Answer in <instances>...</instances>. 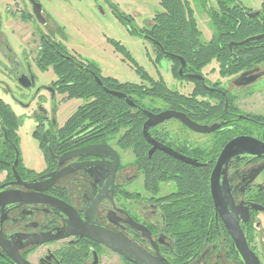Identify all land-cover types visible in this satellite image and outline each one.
<instances>
[{"label": "flooded vegetation", "instance_id": "1", "mask_svg": "<svg viewBox=\"0 0 264 264\" xmlns=\"http://www.w3.org/2000/svg\"><path fill=\"white\" fill-rule=\"evenodd\" d=\"M185 1L201 33L199 44L211 43L214 34L209 13L212 10H207V4L203 9L200 0ZM262 3L258 11L240 4L235 6L243 9L246 17L256 14L252 17L256 18L261 15ZM199 7L198 11L208 18L212 32L210 40L205 42L193 9ZM70 10L71 0H0V76L13 86L10 89L0 80V112L6 111L14 121L10 128L0 121V192L35 193L65 204L69 211V215H65L41 203L9 207L0 212L4 238L48 232L63 237L19 249L18 254L30 264H241L229 234L238 226L248 247L261 261L264 257L261 246L264 155L233 157L220 170L213 189L210 179L220 154L231 141L250 138L264 143V114L251 111L249 105L239 104L256 95L264 96V89H251L253 84L264 80V65L234 77L221 76L219 69V80L207 76L214 68L205 70L212 63L217 64L216 61L189 71L183 58L165 51L155 38L156 19L165 14L163 8L153 16L147 28L137 29L132 18L114 7L113 13L129 32L143 37L151 45L154 63L169 72L173 79L190 84L191 89L187 94L171 90L160 76L154 79L137 67L136 73L140 70L146 74L147 80L143 81L147 84L121 83L104 77L101 68L88 58L90 55L83 56L80 50L83 46L77 44L71 34ZM107 43L115 52L122 54L124 50L123 55L130 58L118 42L107 40ZM228 47L231 48V44ZM245 72L249 74L240 82L239 77ZM72 74L84 76L106 94L107 91L123 94L134 104L130 106L126 99H121L134 110L131 113L139 111L145 117L141 136L150 159L147 169L140 168L132 147L119 146L124 135L132 133L133 120L111 134L105 132L101 123L93 121H86L73 131L68 129L72 116L93 101L69 98L67 88L73 83L66 81ZM256 76V81L245 85V80ZM106 80L147 88L161 82L170 92L195 103L171 109L151 99L144 101L148 106L140 107L132 95L108 89ZM75 100L81 104L69 115L68 103ZM30 110L34 126L31 141L25 144L19 137L21 118L18 114ZM142 110L154 115L175 112L193 124L218 128L201 134L179 120L164 121L148 130L156 146L149 155L154 145L143 137L147 117ZM88 148H95L93 152L97 155H88L90 151H85ZM161 148L198 166L180 161ZM27 149L35 157L40 156L38 171L24 162ZM157 159L173 166L162 171L161 179L153 175ZM189 181L203 183L204 188L191 194L193 190L187 187ZM33 185L41 191L26 187ZM191 206L211 209L205 233L199 232L194 243L188 241L191 235L186 233L183 224L180 221L175 224L171 218L176 209ZM90 229L95 232L88 233ZM87 234L109 239L116 250L91 240L85 236ZM0 253V262L14 264L1 247Z\"/></svg>", "mask_w": 264, "mask_h": 264}, {"label": "trees", "instance_id": "2", "mask_svg": "<svg viewBox=\"0 0 264 264\" xmlns=\"http://www.w3.org/2000/svg\"><path fill=\"white\" fill-rule=\"evenodd\" d=\"M159 1L165 14L156 19L158 26L154 30L155 38L159 39L165 51L183 58L189 71L199 70L211 61H216L221 76L234 77L246 70L264 65V39L237 45L248 38L264 34V1L261 15L248 19L239 6L231 7L225 0H217V8L209 13L214 35L211 43L206 45L199 44L201 33L197 29L193 12L185 0ZM230 44L231 48L228 47ZM121 51L124 53V50ZM138 73L144 81L147 80L146 74L140 70ZM70 82L73 86L67 88L69 98L93 101L72 116L68 129L73 131L86 121H93L101 123L105 132L111 134L123 129L133 120L132 133L124 135L119 146L123 149L132 147L140 168L147 169L150 159L146 156L147 145L141 136V126L145 121L141 112L131 113L134 110L130 109L124 100L104 93L84 76L72 74L70 80L66 81V83ZM105 86L132 95L135 103L140 107H144L145 100L151 99L160 101L171 109L195 103L188 97L170 92L161 82L153 83L151 88H147L106 80ZM0 121L5 127L10 128L14 125L12 117L6 111L1 110ZM155 163L153 175L158 179L162 178L164 169L173 167L165 165L161 159L155 160ZM187 187L189 191L193 190L191 192L193 194L194 191H198L196 189L204 188V184L189 181ZM210 212L211 209L207 207L191 206L176 209L171 213V218L175 224L179 221L183 224L186 233L191 235L188 241L194 243L195 236L197 237L199 232L204 235V226L207 224ZM0 264L6 263L0 262Z\"/></svg>", "mask_w": 264, "mask_h": 264}, {"label": "rangeland", "instance_id": "3", "mask_svg": "<svg viewBox=\"0 0 264 264\" xmlns=\"http://www.w3.org/2000/svg\"><path fill=\"white\" fill-rule=\"evenodd\" d=\"M201 6L204 9L207 4V10L216 9V0H200ZM228 5L241 6L258 11L263 0H225ZM114 7L122 14L129 16L134 21L137 29L147 28L151 19L156 14L162 12L158 0H71V10L68 12V20L71 24V34L77 44L83 46L82 53L93 60L102 70L104 77H110L118 80L121 83L147 84L141 78V75L136 73L135 69L140 68L150 77L158 79L160 76L166 86L181 94L189 93L191 86L184 82L177 81L172 78L169 72L161 69L160 66L154 63V55L151 45L141 36L131 34L129 29L124 26L113 13ZM195 10V18L198 22V28L203 33L202 41L210 40L212 32L209 28L208 18ZM107 40L118 42L130 58H126L123 53L115 52L114 49L107 43ZM94 50L91 53L89 50ZM134 65V66H133ZM214 68L212 71H208ZM205 70L207 76L211 79L219 78L218 64L212 63ZM0 80L4 81L12 89V84L4 77L0 76ZM219 80V79H218ZM227 86V85H226ZM251 89H264V80H260L252 85ZM81 104V101H70L68 103L69 115L76 107ZM146 106L147 102H144ZM240 105H249L251 111L264 114V96H254L248 101L239 102ZM30 111H24L18 114L21 118V129L19 137L23 143L31 141V131L33 129L34 119ZM24 162L27 166L38 171V160L40 156L35 155L27 149L24 151ZM261 246L264 249V222L263 232L261 234ZM264 264V257L261 259Z\"/></svg>", "mask_w": 264, "mask_h": 264}, {"label": "water", "instance_id": "4", "mask_svg": "<svg viewBox=\"0 0 264 264\" xmlns=\"http://www.w3.org/2000/svg\"><path fill=\"white\" fill-rule=\"evenodd\" d=\"M256 16V14H252V15H247L248 18H252ZM264 38V34L263 35H257L251 38H248L247 40L237 44V45H244L248 42L251 41H257V40H261ZM180 61L182 62V67L184 66V62L182 61V59H180ZM249 74V72H245L243 73L240 77H239V81L242 82L244 81L245 77ZM261 76V75H259ZM195 78H199V77H195ZM258 78V76L251 78L250 80H245V85L251 84L254 81H256V79ZM98 84L101 86V82H99L97 80ZM108 94L115 96L117 98L120 99H126V102L128 103V105L130 106H134V104L127 100V98L120 93H116V92H109L107 91ZM143 114L147 117V121L145 122L144 126H143V137L151 144L154 145L153 149H151L149 151V155L152 154V152L156 149L155 144L152 142L148 130L151 127H154L164 121L167 120H171V119H175V120H179L181 121L183 124H185L189 129L201 133V134H209L213 131H215L218 126H211V127H203V126H199L197 124H193L192 122H190L185 116H183L182 114L179 113H175V112H163L160 113L158 115H154L148 111L142 110ZM107 150H109L110 152H112L109 148H105ZM93 150H95V148H88L85 151L89 152L88 155H97V153H94ZM162 151H165L166 153H169L171 156H173L174 158L180 160V161H184L186 163H189L191 165L194 166H198L197 164H195V162H191L189 160H186L184 158L179 157L178 155L174 154L173 152H170L167 149L161 148ZM113 153V152H112ZM114 154V153H113ZM239 155H264V143L258 142L254 139H250V138H238L235 139L233 141H231L228 145H226V147L223 149L222 153L220 154V157L218 159L217 162V166L214 169L212 175H211V187L213 189V185H214V181L216 180L220 170L222 169V167L233 157H237ZM115 158L116 155L114 154ZM117 160V159H116ZM47 179H50V177H47ZM28 187V189H31L35 192H40V188H37L36 185L33 186H26ZM47 204L51 207H53L54 209H56L57 211H59L60 213H64L65 215H69V211L67 210V207L65 204L57 201V200H53L49 197H38L37 194L35 193H21V192H0V212H5V210H7V208L9 207H19V206H23V205H35V204ZM217 212L220 213V215L224 218L225 215L219 210L217 209ZM1 214V213H0ZM225 219V218H224ZM88 233H93L95 232L93 229L87 230ZM230 237L232 239V243L234 246V249L236 251V255L239 258V260L241 261V264H261L260 259L257 257V255L251 251V249L248 247L247 243L245 242L242 233L239 229V227L237 226L235 228V230L233 232L229 231ZM87 237H89L91 240L100 242L104 245H106L108 248L112 249V250H116V248L114 247L115 245L111 243V241L109 239H97L94 238L92 235H85ZM63 237H57V236H53L52 232H48V233H44L41 235H13L8 239L4 238V235L2 233L1 230V226H0V247L5 251L6 255L8 256V258L14 263V264H30L27 261H25L19 254H18V250L28 247V246H38V245H42L44 243H48L51 242L53 240L56 239H61ZM125 255V254H124ZM0 257H1V253H0ZM126 258H129L128 256L125 255Z\"/></svg>", "mask_w": 264, "mask_h": 264}]
</instances>
